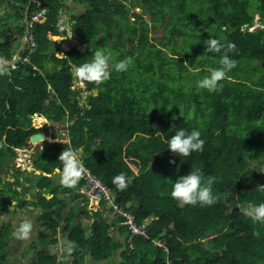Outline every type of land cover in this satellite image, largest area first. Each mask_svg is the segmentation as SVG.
<instances>
[{
    "label": "trees",
    "instance_id": "obj_1",
    "mask_svg": "<svg viewBox=\"0 0 264 264\" xmlns=\"http://www.w3.org/2000/svg\"><path fill=\"white\" fill-rule=\"evenodd\" d=\"M28 1L0 0L2 60L13 57L24 34ZM67 2L85 8H76L65 21L61 9L71 5ZM40 9H45L43 19L30 22L32 51L24 47L14 66L0 65V171L33 133L50 127L51 136L58 137L60 124L69 141L45 143L32 161L40 172L28 171L32 176L15 168L10 181L0 173V211L7 213L0 223V264H9L15 214L29 199L35 200L38 224L50 227L49 234L38 231L27 264H58L62 220L63 239L74 242L75 250L60 264H87L88 258L105 264L119 248L118 264H264V224L243 212L249 204L264 203L259 190L264 185V75L258 72L264 61V0H31L29 20ZM258 18L263 26L255 25ZM62 22L71 24L76 46H63L67 32L57 27ZM161 26V35H150L151 27ZM210 37L235 44L228 55L237 65L221 81L222 90L212 93L196 87L209 69L219 67L223 54L205 51L203 42ZM98 48L117 52L110 61L111 78L81 84L70 67L90 61ZM125 57L134 63L127 72H116L114 63ZM34 114L51 125L35 127ZM179 128L199 130L203 152L180 157L167 149ZM67 148L79 151L120 207L146 223L147 237L127 241L125 218L111 205L105 210L114 212L112 219L102 208L88 210V199L79 192L83 177L75 188L53 181L55 169L63 167L59 154ZM197 168L205 178L214 177L213 194L220 199L212 206H181L170 196L172 184ZM121 172L134 177L125 190L112 183ZM11 184L21 191L12 196ZM68 198L74 204L62 214ZM79 210L92 218L88 226L83 219L72 220ZM116 226L123 242L111 234Z\"/></svg>",
    "mask_w": 264,
    "mask_h": 264
},
{
    "label": "clouds",
    "instance_id": "obj_2",
    "mask_svg": "<svg viewBox=\"0 0 264 264\" xmlns=\"http://www.w3.org/2000/svg\"><path fill=\"white\" fill-rule=\"evenodd\" d=\"M57 27L60 32H67V35L63 37V40L73 36L71 24L62 22L58 23ZM203 43L205 51L209 53L223 52V54L219 60V67L209 69V75L197 80L196 87L201 90H207L210 93L219 92L223 88L221 81L225 80L228 77V73L237 66L236 61L231 59L228 55L229 52L235 51L236 46L232 42L222 44L220 40L214 37H210ZM112 60V52H106L104 49L98 48L93 53L90 61L84 62L79 66L72 65L70 67V72L81 84L87 82L100 85L111 78L109 67L110 61ZM133 63L131 57H125L124 59L115 62L113 67L118 73L127 72ZM0 74H3L2 70H0ZM75 84H77V81ZM173 119H176V117H173ZM204 144L205 141L201 139V133L199 130L193 129L188 132L183 128H179L167 141V149L177 156L189 157L194 152H203ZM58 160L63 165L62 169H55V172L59 176V183L63 187L75 188L84 172L79 151L73 148L64 149L59 154ZM170 163H175V161L172 160ZM133 179L134 177H129L121 172L112 179V183L117 189L125 190L132 183ZM214 182V177L209 176L205 178L201 169H193L188 175L179 176L175 180L172 184L170 196L181 206H196L197 204H200L201 206H212L220 199L219 195L213 194ZM259 190L264 192V185H259ZM14 203L15 202L13 201V206ZM243 212L253 223L264 224V203L249 204L244 207ZM32 230L33 222L31 220H23L14 228L11 236L16 240H28L31 237ZM253 235L259 237V232L254 231ZM57 250L59 253L58 264H60V261L73 254L75 244L70 240L63 239L57 244Z\"/></svg>",
    "mask_w": 264,
    "mask_h": 264
},
{
    "label": "rangeland",
    "instance_id": "obj_3",
    "mask_svg": "<svg viewBox=\"0 0 264 264\" xmlns=\"http://www.w3.org/2000/svg\"><path fill=\"white\" fill-rule=\"evenodd\" d=\"M252 1V3L253 4H255V2H256V0H251ZM127 5H130L131 6V4L128 2L127 3ZM135 11L136 12H140L141 11V9H140V7H137V8H135ZM254 16H255V18H257L258 17V13H254ZM143 17L148 21V22H150V20H151V17H150V15L149 14H147V13H144L143 14ZM133 17H131V19H132ZM162 32H163V28H162V26L161 27H159V28H154V27H151V29H150V35H152V36H154V35H161L162 34ZM53 38V37H52ZM57 39V38H56ZM57 41V40H56ZM28 43V42H27ZM27 45V44H26ZM26 45H25V47H26ZM66 45H70V46H76L77 44L73 41V42H71V40L70 39H67V41H65L64 43H63V46H66ZM130 44H127L126 45V48L127 49H129V50H131L130 48ZM135 47H137V46H135ZM195 48V50H196V47H194ZM17 49V48H16ZM191 50H193V48H191ZM132 52H133V49H132ZM134 53H137V52H134ZM133 53V54H134ZM112 54H113V57L114 58H116V55H117V52L116 51H112ZM195 57L194 58H197L196 57V55H194ZM190 58L192 59V60H194L193 59V57L192 56H190ZM185 63H186V61H185ZM111 66V65H110ZM257 69H258V67H257ZM260 69V70H259ZM258 69V72H260L261 73V75H264V71H263V69L261 70V67ZM81 101H82V99H81ZM39 117H43V116H40V115H34L33 117H32V121H33V123L36 125V127H39V126H41V125H43V123H45V122H40V119H39ZM46 123L48 124V125H51V122H49V121H46ZM58 126H62V125H60V124H57ZM52 128H48V130H45V131H43V134L45 135V136H47V138H49L50 140H42L43 139V137H40L39 138V140H41L40 142L41 143H43V145L45 144V143H48L49 141H53V139H55L56 137H52L51 136V134H50V130H51ZM62 130V129H61ZM64 133L63 132H61L60 134H59V138H61V140H63V141H69V140H67V138L65 137V135H63ZM31 138H29V139H27V141L29 142V141H31L30 140ZM35 141H38V140H35ZM34 141V143H36ZM1 173H3L4 174V172H1ZM140 177V176H139ZM34 201L35 200H33V199H29V201H27L26 202V205H25V207H26V211L24 210V211H20V212H17L16 214H15V219H14V221H13V223H14V225H12L14 228L16 227V226H18L19 225V223L20 222H22L23 220H25V219H29V218H31V221L33 222V230H32V234H31V237H30V239H28V240H16V239H14V238H12V236H10V240H9V248H10V253H9V264H27V262L31 259V258H33L34 257V254H35V247L32 245V242L35 240V239H37V237H38V231L39 230H42V231H44V232H48V234H49V231H48V228L47 227H50L49 225H47V227H44V226H40L38 223H39V220L34 216V214H35V209L32 207L33 205H34ZM89 201H90V199H89ZM88 201V202H89ZM68 202V204H67V206H66V208L64 209V212H62V214H65V212L67 211V209L70 207V205H72L73 203H74V201H67ZM91 202V201H90ZM94 202L95 201H93L92 200V204L91 205H94ZM87 205H88V203H87ZM86 205V208L88 207ZM103 206H105L104 208L102 207V211H105V208L106 207H108L109 205L107 204V203H105V205H103ZM78 212H80V211H78ZM108 216H109V218L110 219H112L113 217H114V212L113 211H106L105 212ZM7 214V213H6ZM6 214H5V211H0V223L2 222V220L3 219H6ZM107 216V217H108ZM8 217H9V215H8ZM18 217H23L24 219L23 220H17V218ZM15 223H17V224H15ZM64 222H63V220L62 221H60V224L58 225V233H57V235L60 237V239L61 240H63V238H64V232L61 230V227H62V224H63ZM159 245H161L160 243H158ZM123 250V249H122ZM117 252V253H116ZM116 252L113 254V256L111 255V256H109L106 260H103L102 262L103 263H105V264H118V262H117V259L119 258V255L121 256V251H120V249L118 250H116ZM87 264H91V260L88 258L87 259Z\"/></svg>",
    "mask_w": 264,
    "mask_h": 264
},
{
    "label": "built area",
    "instance_id": "obj_4",
    "mask_svg": "<svg viewBox=\"0 0 264 264\" xmlns=\"http://www.w3.org/2000/svg\"><path fill=\"white\" fill-rule=\"evenodd\" d=\"M45 13V9H40L35 11L30 16V22L42 20ZM35 45V39L32 34L28 35V43L26 45V48L29 49V51H32L33 46ZM77 84H73V86H76ZM83 97V94H81ZM63 127V126H62ZM65 137L67 138V129L63 127ZM81 158V157H80ZM84 172L82 174V177L84 179V182L81 187H79V192L84 197H86L88 200H96L97 205L96 207L99 208V202L100 200H104L105 203H107L109 206H113L114 212L120 213L122 216H124L123 224L126 226L128 235H127V241L131 242L132 238L136 235H142L143 237H147L146 232V223H137L134 217V214L129 212L128 210L120 207L113 197V194L111 193L110 189L102 182L100 177L93 173L90 168L85 164L84 160L81 158ZM81 204H84V202H81Z\"/></svg>",
    "mask_w": 264,
    "mask_h": 264
},
{
    "label": "crops",
    "instance_id": "obj_5",
    "mask_svg": "<svg viewBox=\"0 0 264 264\" xmlns=\"http://www.w3.org/2000/svg\"><path fill=\"white\" fill-rule=\"evenodd\" d=\"M67 4H71L70 2H67ZM83 5V7L85 8V6H84V4H82ZM76 8H79V9H81L82 10V6H79V5H77V4H71V5H69L68 7L67 6H65L64 8H62L61 9V12H62V18L65 20V21H67L68 20V18H69V16H70V14L71 13H74V12H76ZM57 38V37H56ZM55 37H53V39L54 40H57V41H59L62 37H58L57 39H56ZM68 39H70L71 40V38H68ZM71 42H73V41H71ZM19 43H20V39H19ZM76 83V81L74 82V84ZM39 119H40V122H46V121H48L45 117H39ZM32 125H34L35 127H36V125L33 123V121H32V123H31ZM56 129L58 130V131H60V133L61 132H63L64 133V129L62 128V126H58L57 125V127H56ZM62 129V130H61ZM61 138H59V137H56L55 139H53V140H57V141H61L60 140ZM42 140H50L49 138H47V136H45ZM39 141H41V140H39ZM39 141H37V142H39ZM63 141V140H62ZM26 142H27V140H26ZM26 142L24 143V145L22 146V147H20V148H18L17 149V151H18V153L16 154L17 155V159H18V161L16 162V167L15 168H20L21 170L22 169H24V170H26V171H23V175H27V173H28V171H32V170H34V172L35 173H37L36 171L37 170H39V169H37L34 165H33V163H32V161H33V159L37 156V152L39 153V151L40 150H42L41 148L43 147V143H39L40 144V147L38 148V147H32V149L31 150H28V149H26L28 146H29V144H27L26 145ZM35 149V150H34ZM30 154H32V155H30ZM9 160V159H8ZM20 160V161H19ZM9 164H7V169H5V172H6V175H5V179H7V180H10V181H13L14 180V177H12L10 174L12 173V171L15 169H13V167L12 166H10V161H7ZM50 174V173H49ZM22 175V174H21ZM21 175H19V176H21ZM28 175L30 176H32V173L31 172H29L28 173ZM53 181L55 182V181H57V183H58V185H61L60 183H59V176H58V174L56 173L55 174V177H54V179H53ZM29 183H33V181L31 180V182H26V185L27 184H29ZM21 189H22V186H18V185H9V187H8V191L10 192V194L13 196L14 194H17L19 191H21ZM29 193V194H28ZM27 194H28V196H30V192H28ZM51 196V194H49L48 195V197H50ZM29 199V198H28ZM14 202H16L15 200H13ZM13 201H12V204H13ZM67 201H70V198H68V200ZM89 200H87V202L85 203V206L87 205V203H88V207H87V209L88 210H91V211H96V209H97V207H96V205H97V202H96V200H93V201H95L94 202V205H91L92 204V200H90L89 202H88ZM15 204V203H14ZM74 204V203H73ZM80 204H81V202H80ZM82 205V204H81ZM104 208L105 206H99V208ZM11 208H13V207H11ZM26 211V208H23L21 211ZM102 210V209H101ZM36 212H37V210H35ZM80 212H77V213H75V216H74V218L72 219L74 222L75 221H78V220H81V219H83L82 220V223L84 224V225H86V226H88L90 223H91V221H92V218H90V219H86V218H83V213H82V211L81 210H79ZM105 211H107V210H105ZM35 212V213H36ZM101 213L102 214H104V212L103 211H101ZM105 215H107L106 213H105ZM63 225V224H62ZM118 226V225H117ZM115 227L114 228V230H112V232H111V234L114 236V238H115V240L116 241H119V242H123V240H124V234H121L117 229H118V227ZM62 228V227H61ZM59 237V236H58ZM120 249V251H122V249L123 248H119ZM118 249V250H119ZM117 253V252H116ZM121 259V256L119 255V258L117 259V262H119V260Z\"/></svg>",
    "mask_w": 264,
    "mask_h": 264
},
{
    "label": "water",
    "instance_id": "obj_6",
    "mask_svg": "<svg viewBox=\"0 0 264 264\" xmlns=\"http://www.w3.org/2000/svg\"><path fill=\"white\" fill-rule=\"evenodd\" d=\"M30 2H31V0L28 1V4H27V6L25 8V12H24L25 31H24V34L20 38V43H19L17 49L15 50L13 57L10 60H2V59H0V65H4V66H14L15 63H16V61H17V59L20 56V52L24 49L25 45L28 42V35L31 34V32H30V20H29V14H28ZM77 5L82 6V10L84 9V7H83L82 4L78 3ZM53 36H55L57 38L60 37L58 35H53ZM71 39H72V37H71ZM82 48H84V47H82ZM58 56L61 57L62 56V53H58ZM53 67H55V65H53ZM41 135H43V131H39L37 133L32 134L29 137V138H31L30 139L31 141H29V142L27 141L26 142V145L29 144V145H33V146L39 148L40 147V144L39 143H41V142L39 141V142L34 143L33 139L35 137L41 136ZM36 172L38 173V172H40V170H37ZM44 173L45 174H48L46 172H44Z\"/></svg>",
    "mask_w": 264,
    "mask_h": 264
},
{
    "label": "flooded vegetation",
    "instance_id": "obj_7",
    "mask_svg": "<svg viewBox=\"0 0 264 264\" xmlns=\"http://www.w3.org/2000/svg\"><path fill=\"white\" fill-rule=\"evenodd\" d=\"M258 16H259V14H258ZM255 17V16H254ZM255 25L256 26H263V24L260 22V20H259V18H258V21L255 23ZM255 25L253 26V27H255ZM262 65H263V69H264V61H261L260 62ZM32 147H34L33 145H29L26 149H28V150H31L32 149ZM35 148V147H34ZM35 150V149H34ZM16 153H18V151H17V149H16ZM30 155H32V154H30ZM9 160L8 161H10V166H12L13 167V169L16 167V162L18 161V159H17V155L16 156H12V157H9L8 158ZM20 161V160H19ZM7 164H9V163H7ZM6 169V168H5ZM5 169L4 170H1L0 171V173L1 172H4V174L3 173H1V175L3 176H5L6 175V172H5ZM14 171V174L16 175V171L15 170H13ZM13 171H12V173H13ZM11 173V174H12ZM10 174V175H11ZM12 177H14V176H12ZM15 178V177H14ZM12 209V208H11ZM1 216V215H0Z\"/></svg>",
    "mask_w": 264,
    "mask_h": 264
},
{
    "label": "bare ground",
    "instance_id": "obj_8",
    "mask_svg": "<svg viewBox=\"0 0 264 264\" xmlns=\"http://www.w3.org/2000/svg\"><path fill=\"white\" fill-rule=\"evenodd\" d=\"M40 137H43V138H44L45 135L43 134V135H41V136H37V137H35V138L33 139V141H35V140H38V141H39V138H40ZM35 142H37V141H35Z\"/></svg>",
    "mask_w": 264,
    "mask_h": 264
}]
</instances>
